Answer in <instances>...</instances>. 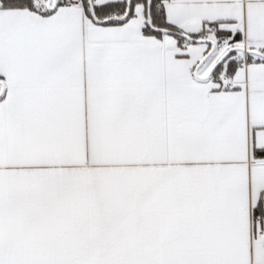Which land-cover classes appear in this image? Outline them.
Masks as SVG:
<instances>
[{
	"label": "snow or ice",
	"instance_id": "6c2138e0",
	"mask_svg": "<svg viewBox=\"0 0 264 264\" xmlns=\"http://www.w3.org/2000/svg\"><path fill=\"white\" fill-rule=\"evenodd\" d=\"M0 264H264V0H0Z\"/></svg>",
	"mask_w": 264,
	"mask_h": 264
}]
</instances>
